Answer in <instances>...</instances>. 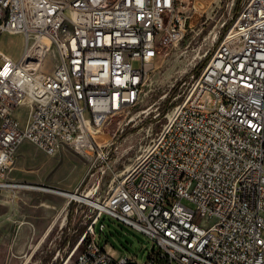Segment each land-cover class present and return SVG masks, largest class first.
Returning <instances> with one entry per match:
<instances>
[{
	"label": "built area",
	"instance_id": "1",
	"mask_svg": "<svg viewBox=\"0 0 264 264\" xmlns=\"http://www.w3.org/2000/svg\"><path fill=\"white\" fill-rule=\"evenodd\" d=\"M195 2L0 0V38L24 36L17 59L0 48V190L57 191L11 176L28 141L48 155L67 146L85 158L83 180L96 192L111 168L100 130L141 100L155 60L185 36ZM195 86L207 96L167 112L102 204L81 201L93 212L62 264L74 253V264H137L96 241L104 215L149 237L146 264H264V0L243 1Z\"/></svg>",
	"mask_w": 264,
	"mask_h": 264
},
{
	"label": "rangeland",
	"instance_id": "2",
	"mask_svg": "<svg viewBox=\"0 0 264 264\" xmlns=\"http://www.w3.org/2000/svg\"><path fill=\"white\" fill-rule=\"evenodd\" d=\"M243 1L196 0L194 9L187 7L188 18L185 36L164 56L155 60L151 72V82L144 90L141 100L129 110L110 117L100 130L104 131L101 138L109 152L108 161L111 168H105V172L99 176L96 192L93 191V179H89L87 175L83 180L88 168L87 160L67 146L60 148L54 155H48L35 145L25 141L18 148L21 151L19 162H28L32 167L30 165L18 167L17 156L11 174L21 176L22 170L30 177L44 176L43 180L54 186L70 189L77 193L92 190L91 198L104 200L110 193L111 187L125 176L159 132L165 122L167 112L174 105L184 102L189 96H191L190 98L196 97L197 102H201L207 96L202 92H199L198 95V87L195 86V81L204 65L197 73L195 69L203 63L205 58H209L211 52L231 26ZM205 18H207L206 21ZM223 21H226L225 32L223 33L222 29L220 37L215 42L213 35ZM22 36V34L4 33L0 38V48L12 58L17 59L23 50ZM52 63L53 56L49 53L45 60L47 72L53 68ZM192 74L194 77H191ZM144 109L147 110L142 111ZM19 111L20 115L17 117L23 122L27 116V108L22 106ZM42 195L51 197L53 207L50 217H53L57 207L63 204L67 198L59 194H34L29 204L31 201L38 200ZM19 201L18 197L14 202L0 201V252L9 253L3 259L0 257V262L52 264L58 260V264H62L65 256L70 252L73 244L89 222V214L93 212L92 207L80 200L70 198L67 211L65 209L66 216L63 225L55 224L45 232L47 223L43 220L35 222L34 226L25 224L20 227L21 221L26 220L28 212L32 210L26 208L23 203H18ZM183 202L194 208L192 202L188 200ZM72 204L74 207L76 206V209L67 218L68 209L73 206ZM41 212L38 211V215ZM60 219L58 222L62 223ZM101 220L105 225L104 229L100 231L99 225L95 226L97 234L95 239L98 243L108 241L117 255H128L134 257L137 264H146L153 244L146 234L109 215H104ZM34 246L35 249L27 256ZM74 260L75 253L67 264H74Z\"/></svg>",
	"mask_w": 264,
	"mask_h": 264
},
{
	"label": "crops",
	"instance_id": "3",
	"mask_svg": "<svg viewBox=\"0 0 264 264\" xmlns=\"http://www.w3.org/2000/svg\"><path fill=\"white\" fill-rule=\"evenodd\" d=\"M20 152H21L20 150H18V152H17L18 167L21 168V165H30V163H28V162H26V163L25 162H21V163L19 162ZM21 173H22L21 176H17L16 174H13V173L11 174V176L17 180H20V181H25V182L35 183V184H45V185H48L50 187L60 189V190L66 189V188H60V187H57V186H54L50 183L45 182L43 180V178H45L44 176L40 177L37 175L35 177L34 176L30 177V176L26 175L22 170H21ZM67 190H70V189H67ZM34 194L35 195L36 194H44L45 195V194H59V193L55 192V191H41V190H34V189H18L15 192V194H13L11 192V190L3 189V190H0V201L2 200L5 203H9L12 201L14 202L15 198L18 197L20 199V201L18 203L21 202L25 205L26 208H29L32 210V211L28 212V214L26 216V220L21 221L20 227L22 225H25V224H30V225L32 224L34 226L35 222H37L39 220H43V222L47 223V227L45 229V232H46V231H49L55 224L63 225V223L65 221V216H66L65 212L67 211V206H68L69 201L65 200L63 202V204L59 205L57 207L53 217H50V214H51L50 211L52 210V207H53V205H51V197L42 195L38 200H36L35 202L31 201V204H29V201L33 197ZM65 209H66V211H65ZM75 209H76V206L73 207L72 213L70 214V216L74 213ZM38 211H42L40 215H38V213H37ZM68 211H69V209H68ZM62 214H63V216H62ZM70 216H68V212H67V218ZM59 219L62 221V223L58 222ZM31 230H33V229H31ZM33 249H35V246L31 250H33ZM31 253H32V251L27 253V256H29ZM8 254L9 253H6V252H0V257L3 259ZM0 264H11V262L3 261V262H0ZM52 264H54V263H52Z\"/></svg>",
	"mask_w": 264,
	"mask_h": 264
},
{
	"label": "bare ground",
	"instance_id": "4",
	"mask_svg": "<svg viewBox=\"0 0 264 264\" xmlns=\"http://www.w3.org/2000/svg\"><path fill=\"white\" fill-rule=\"evenodd\" d=\"M56 36H64V25H56ZM23 37V43H24V36ZM147 109H144L142 111H145ZM60 195L67 197L66 201L71 199L80 200L86 203H92L94 205L100 206L102 204L101 200L91 198L92 190H88L84 193H77L76 191L67 190V189H56ZM32 251V250H31ZM30 251V252H31Z\"/></svg>",
	"mask_w": 264,
	"mask_h": 264
},
{
	"label": "trees",
	"instance_id": "5",
	"mask_svg": "<svg viewBox=\"0 0 264 264\" xmlns=\"http://www.w3.org/2000/svg\"><path fill=\"white\" fill-rule=\"evenodd\" d=\"M237 9H238V8H237ZM225 28H226V27L223 28V32H224ZM206 61H207V58H205V60L203 61V63L200 64V65L195 69V72H196V73L199 72L200 68L202 67V65L205 64ZM70 203H72V202H70ZM72 205H73V204H72ZM73 207H74V205L71 206V207L69 208L68 216H70V214L72 213V209H73ZM54 264H58V260H57Z\"/></svg>",
	"mask_w": 264,
	"mask_h": 264
}]
</instances>
